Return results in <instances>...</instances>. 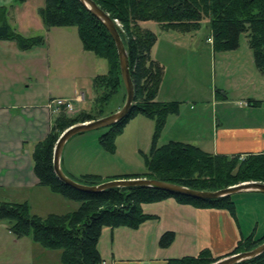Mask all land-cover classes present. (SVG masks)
Masks as SVG:
<instances>
[{"label":"trees","instance_id":"16d2710c","mask_svg":"<svg viewBox=\"0 0 264 264\" xmlns=\"http://www.w3.org/2000/svg\"><path fill=\"white\" fill-rule=\"evenodd\" d=\"M23 4L26 0H16ZM108 14L124 45L134 101L128 116L107 128L99 138L105 152H115V140L126 125L137 116L154 123L150 149L141 153L145 172L103 180L100 176L82 175L75 182L95 186L121 179L157 180L195 191L215 192L246 182L264 184V152L234 156L213 155L199 147L169 141L158 146V140L169 116L179 113V102L156 100L162 82L163 67L152 60L150 52L156 36L141 28L144 22H154L163 31L183 34L198 32L207 23L212 50L235 51L242 34H247L255 68L264 74V0H92ZM8 9L0 7V41H12L21 51L44 43L42 36L23 37L7 23ZM39 16L47 30L71 28L77 30L83 51L107 63V72L92 80L95 94L91 109L68 118L60 113L46 138L32 152L33 172L40 187L50 193L77 203L78 208L63 215L49 214L45 218L32 215L27 203H0V221H8L16 238H29L47 251H60V264H102L97 244L103 229L125 227L137 229L154 216L144 213L142 206L174 199L197 209L226 210L235 216L234 195L214 200H194L169 193L146 189H109L98 194L76 191L59 182L53 173V149L58 137L67 128L105 117L112 97L125 90L121 81L119 61L112 38L102 23L78 0H44ZM222 92L215 94L220 95ZM252 100L248 101V105ZM254 103H261L255 101ZM67 176V175H66ZM70 178V177H69ZM174 241L173 232L161 235L158 246L168 248ZM264 242V236L242 239L225 257H213L207 250L197 256L168 259L165 264H213L223 258L250 251ZM241 264H264V253Z\"/></svg>","mask_w":264,"mask_h":264},{"label":"crops","instance_id":"0c3cea01","mask_svg":"<svg viewBox=\"0 0 264 264\" xmlns=\"http://www.w3.org/2000/svg\"><path fill=\"white\" fill-rule=\"evenodd\" d=\"M194 47L199 49L200 46ZM50 48L52 46L43 43L31 50L21 51L12 41H0V195L3 196L0 203L20 204L12 198L43 195L44 188L38 185L33 172L32 152L34 146L50 133L59 114L48 108L54 98L51 91L31 92L29 80L32 78L37 84L46 85L50 83V77L57 80L59 70L50 68ZM82 53L86 55L84 53L87 52ZM84 59V73L80 80L74 78L73 95L60 97L73 100L82 96V102L76 104L77 112L88 111L91 106L87 107V104L92 105L95 98L92 80L97 74L90 67L91 58L84 56ZM164 80L163 76L156 100L162 103L177 102L175 95L165 89ZM222 97L226 100V97ZM250 100L254 106L248 105ZM263 103L264 99H247V111L243 114L245 118L241 116L243 124L231 126L218 122L216 107L222 103L215 99L195 107L182 108L181 105L177 115L167 118L159 139L170 134L171 137H167L169 141L194 145L213 155L230 157L263 153L264 122L248 118ZM148 121L152 124L149 128H154L153 122ZM60 165L70 178L96 174L84 173L79 170L78 164L65 163L62 156ZM21 200V203L29 205L28 200ZM233 200L237 211V206L245 209L253 200L264 203V194L243 193L234 196ZM142 209L155 218L137 229L120 227L102 230L97 244L102 264H165L168 259L195 257L203 250L216 258L225 257L242 239L264 236V212L261 220L257 217L242 225L236 211L232 216L226 210L197 209L172 198L143 205ZM165 232H173L174 241L168 248L162 249L158 242ZM21 248L26 252L23 253ZM45 251L27 237L16 238L0 224V264H30V259L38 260L36 264H45L49 257Z\"/></svg>","mask_w":264,"mask_h":264},{"label":"rangeland","instance_id":"374dc122","mask_svg":"<svg viewBox=\"0 0 264 264\" xmlns=\"http://www.w3.org/2000/svg\"><path fill=\"white\" fill-rule=\"evenodd\" d=\"M0 6L8 9L7 23L16 33L26 38L42 36L45 45L52 46L48 55L52 61L50 68L59 70L57 80L50 77L48 79L50 83L46 85L37 84L31 78L29 91L41 92L44 90L46 92L49 89L53 99L73 95L75 91L74 78L77 77L80 80L84 73V56L91 58L90 67L93 73L106 74L108 66L104 60L96 58L91 53L83 55L76 28L46 29L39 16V10L44 6V0H26L23 4H19L16 0H0ZM140 26L156 36L150 56L152 60H159V64H162L165 72L163 74L165 89L175 95L182 108L183 106H200L215 99L222 103L216 107L218 122L221 121L224 125L230 126L241 125L244 120L243 114L247 111L245 105L247 99H264V83L262 82L264 75L254 66L252 52L248 47L247 34L244 33L240 36L239 46L235 51L217 52L212 50V40L207 39L210 36L207 23L202 24L198 32L190 34L166 32L154 22H144ZM194 46L200 47L198 49ZM219 91L222 92L220 95L215 94ZM123 94L124 91L121 90L119 94L112 97L105 109V117L115 113L123 106L125 101ZM221 96L226 97V100ZM94 97L95 94H93ZM88 106L92 105L89 103ZM261 106L259 110L253 111L248 118L263 123L264 103ZM75 111V113L66 116L73 118L79 113L77 107ZM150 126L152 124L142 116L131 120L122 134L116 138V148L113 154L105 152L99 144V138L107 131V128L76 135L65 144L62 157L65 163L78 164L79 170L84 173H96L97 176H103V180L117 176L142 174L146 170L141 153L149 152L154 131L153 127L149 128ZM167 137H171L170 134L159 139L157 145L160 146L169 141ZM236 195L239 194L234 196ZM0 197L2 199L3 196L0 195ZM12 199L20 203L21 199L28 200L30 213L41 218H45L49 214L63 215L74 211L78 206L77 203L50 193L46 188H44L43 195L39 193V195L34 194L27 198L26 196H17ZM237 207V218L242 225L252 222L257 217L261 220L264 212V203L261 201L253 200L245 209ZM0 224L3 228L9 229L8 221H2ZM21 251L26 252L24 248H21ZM45 252L49 256L45 260V264H60V251ZM37 261L30 259V264H36Z\"/></svg>","mask_w":264,"mask_h":264},{"label":"water","instance_id":"95a60500","mask_svg":"<svg viewBox=\"0 0 264 264\" xmlns=\"http://www.w3.org/2000/svg\"><path fill=\"white\" fill-rule=\"evenodd\" d=\"M95 18H97L104 28L107 30L108 34L113 40L116 48L119 70L121 81L125 90V101L123 106L111 114L110 116L100 118L95 121L85 122L71 126L64 130L58 137L52 157V169L57 180L76 191L87 193V194H98L109 189H124V188H146L157 191H162L169 193L173 196H182L194 200H214L226 196H232L235 194L243 193H260L264 194V184L257 182H246L226 189H222L215 192H205V191H195L182 186H177L165 182H160L157 180H147V179H121V180H111L95 186H84L81 185L63 172L61 169L60 161L62 156V151L65 144L74 136L88 133L94 130L108 128L121 120L125 119L132 107L134 101V87L131 81L129 72V63L127 54L120 38V35L116 29L114 22L110 19L107 13L100 9L96 3L92 0H78ZM264 253V242L261 243L256 248L223 258L213 264H241L246 261L252 260Z\"/></svg>","mask_w":264,"mask_h":264},{"label":"built area","instance_id":"2783aa9c","mask_svg":"<svg viewBox=\"0 0 264 264\" xmlns=\"http://www.w3.org/2000/svg\"><path fill=\"white\" fill-rule=\"evenodd\" d=\"M117 26H119L118 22H114ZM82 96H78L77 98L70 99H53L49 102L48 108L53 109L54 112L60 114L64 113L65 115H69L75 113L76 104L82 102Z\"/></svg>","mask_w":264,"mask_h":264}]
</instances>
